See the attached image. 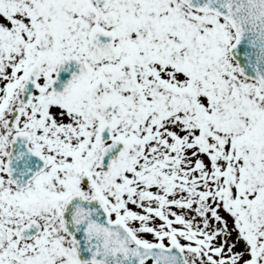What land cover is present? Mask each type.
Instances as JSON below:
<instances>
[{"label":"snow or ice","instance_id":"6c2138e0","mask_svg":"<svg viewBox=\"0 0 264 264\" xmlns=\"http://www.w3.org/2000/svg\"><path fill=\"white\" fill-rule=\"evenodd\" d=\"M0 264H264V0H0Z\"/></svg>","mask_w":264,"mask_h":264}]
</instances>
